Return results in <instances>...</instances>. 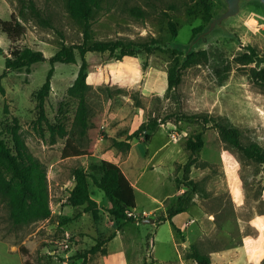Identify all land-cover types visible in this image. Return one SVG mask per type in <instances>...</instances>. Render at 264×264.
Masks as SVG:
<instances>
[{"label": "rangeland", "instance_id": "1", "mask_svg": "<svg viewBox=\"0 0 264 264\" xmlns=\"http://www.w3.org/2000/svg\"><path fill=\"white\" fill-rule=\"evenodd\" d=\"M20 1L0 0V20L18 15ZM33 1L51 27L39 25L28 15L20 16L25 34L15 45L40 51L46 60L32 65L29 72L5 71L4 58L12 44L0 31L4 88L0 137L13 152L23 147L44 167L51 214L47 219L14 225L2 196L4 189H11L9 177L0 169V264H61L59 256L64 254H71L67 264H197L190 257L194 251L208 256L211 264H264V167L223 142L211 126L213 122L229 123L239 130L242 144L254 143L264 150V87L250 77L255 64L235 61L251 46L258 55V67L264 68V8L242 5L239 15L226 22L229 35L218 33L199 45L195 51H204L206 57L185 69L171 91H167V72L179 55L139 51L122 58L116 67L112 59L108 70L115 79L109 83L103 63L110 56L86 54L87 117L98 119L102 135L91 156L64 158L67 140L78 149L88 145L76 121L77 101L68 95L81 63L77 51L74 63L52 66L50 92L42 110L36 94L51 68L49 58L62 45L81 44L83 34L67 14L63 0ZM210 1L215 16L223 3ZM174 2L180 0H104L103 6L110 4L111 8L94 15L91 40L156 39L184 54L192 29L202 24L201 15L193 3L179 11L167 10ZM133 7L145 16H132L129 10ZM168 20L177 26L175 38L168 30ZM216 70L224 74L222 81ZM140 126L145 130L132 135ZM198 132L203 147L193 157L185 142ZM100 160L119 165L134 185L136 206L128 211L134 222L112 220L104 210L103 192L89 178L90 196L100 207L98 219L90 214L76 217L82 208L68 205L72 170L84 168L91 173V166ZM179 205L184 211L171 217ZM150 217L154 223H143ZM65 233L74 241L79 236L74 242L78 249L50 255L53 249L59 252ZM109 237L104 251L88 253L96 240Z\"/></svg>", "mask_w": 264, "mask_h": 264}, {"label": "trees", "instance_id": "2", "mask_svg": "<svg viewBox=\"0 0 264 264\" xmlns=\"http://www.w3.org/2000/svg\"><path fill=\"white\" fill-rule=\"evenodd\" d=\"M104 0H63L64 8L67 14L81 26L83 41L75 46L62 45L60 49L49 58V69L43 85L36 94L38 107L43 109V103L50 92V80L55 63L69 64L75 62V51L80 56V67L73 85L68 89V95L77 101L76 121L82 128V133L88 139V145L85 149H78L71 146L69 140L66 141L62 157H80L91 156L95 149V142L102 135V130L98 119L87 117L86 90H87V69L88 62L86 54H108L109 59L103 63L104 69H110L114 59L113 67L124 57H131L139 51L147 54L153 51H169L175 55L181 56L175 58L167 72V91L175 89L180 83L182 73L185 69L198 64L200 58H205L204 51H194L184 56L178 48L169 47L168 44L156 39H150L143 42H134L130 40L116 41H92L91 40V20L94 15L102 10H110L111 5L103 6ZM194 6L199 8L202 24L192 29V38L201 33L210 19L214 16L213 4L210 0H180L179 3L167 5V10L179 11L185 7ZM18 15L12 14L8 20H0V31L6 36L12 47L4 58L5 71H20L24 69L29 72L30 67L36 63L44 62L42 52L30 48H20L15 43L25 34V28L20 16L28 15L43 27H51L47 18L36 7L33 0H21ZM132 16L143 18L145 12L138 7L129 10ZM163 15L168 19V14L163 11ZM168 30L172 37L177 35V26L168 20ZM246 51L236 57L235 61L239 65L255 64L251 68L250 77L253 82L264 87V68H259V58L255 49L251 46L245 47ZM0 54L2 50L0 48ZM220 81L224 79V74L216 70ZM115 74L108 70V81L112 83ZM4 93L0 77V94ZM206 123L208 119L204 120ZM218 131L219 136L227 145L239 150L243 156L264 167V150L257 144H242L240 132L237 128L226 122H213L211 125ZM154 131V128H150ZM142 130L140 126L132 135H136ZM131 135V136H132ZM149 139V135H145ZM203 147L202 133L198 132L186 140L185 148L195 157ZM192 158L188 161L186 167L193 162ZM0 169L9 177V187L4 189L2 196L7 200L9 215L14 225L27 224L33 220H43L50 217L51 211L47 201L46 193V175L44 167L34 158L25 148L19 147L15 152L9 148L5 141L0 137ZM92 172H87L84 168H74L72 170L73 186L68 193L67 203L73 208H82V214H90L95 220L98 219V204L90 196L88 190V178L93 185L100 189L104 194V210L110 215L115 222H134L133 216H128V211L135 208L134 188L125 177L121 169L114 163L100 160L91 166ZM94 172V173H93ZM96 173V174H95ZM184 210L181 205L175 208L171 217ZM140 221V220H138ZM178 232L179 229L175 228ZM111 239L97 240L88 250L89 254H95L104 251L103 246ZM197 264H211L210 258L194 251L190 256ZM24 264H29L25 262ZM146 264V263H145Z\"/></svg>", "mask_w": 264, "mask_h": 264}, {"label": "water", "instance_id": "3", "mask_svg": "<svg viewBox=\"0 0 264 264\" xmlns=\"http://www.w3.org/2000/svg\"><path fill=\"white\" fill-rule=\"evenodd\" d=\"M223 3V9L215 16H213L207 23L205 29L195 35L191 42L185 47L184 56L194 52L199 45L206 43L215 34L229 35V31L226 27V22L230 18L237 17L242 10V5L248 3L259 4L264 8V0H221ZM152 217L150 219L143 220V223H153Z\"/></svg>", "mask_w": 264, "mask_h": 264}, {"label": "built area", "instance_id": "4", "mask_svg": "<svg viewBox=\"0 0 264 264\" xmlns=\"http://www.w3.org/2000/svg\"><path fill=\"white\" fill-rule=\"evenodd\" d=\"M128 216H133V214H128ZM59 252L53 249L52 251L49 252L50 255L52 254H59L60 252H73L76 251V246H74V240L71 234L65 233L63 239L59 242ZM56 255V256H57ZM71 254H64L61 257L63 259L61 264H67V260L69 259V256Z\"/></svg>", "mask_w": 264, "mask_h": 264}, {"label": "crops", "instance_id": "5", "mask_svg": "<svg viewBox=\"0 0 264 264\" xmlns=\"http://www.w3.org/2000/svg\"><path fill=\"white\" fill-rule=\"evenodd\" d=\"M117 166L119 167V165H117ZM119 168H120V167H119ZM121 171H122V170H121ZM123 174H124V173H123ZM128 181H129V180H128ZM129 182H130V181H129ZM130 184H131V185L133 186V188H134V185H133L131 182H130ZM96 203H97V202H96ZM98 207H99V206H98ZM99 208H100V207H99ZM149 213H151V211H149ZM133 217H134V215H133ZM136 222H137V221H136ZM153 223H154V222H153ZM72 237H73V236H72ZM78 237H79V236H78ZM78 237H77V236L74 237V238H75V241L79 240ZM75 241H74V242H75ZM96 241H97V240H96ZM96 241H95V242H96ZM78 242H79V241H78ZM79 245H81V243H79L78 246H79ZM105 246H106V244H105ZM103 247H104V246H103ZM76 249H78V248H77V245H76Z\"/></svg>", "mask_w": 264, "mask_h": 264}]
</instances>
